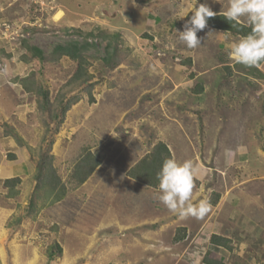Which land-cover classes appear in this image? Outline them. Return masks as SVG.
Listing matches in <instances>:
<instances>
[{
  "label": "rangeland",
  "instance_id": "obj_1",
  "mask_svg": "<svg viewBox=\"0 0 264 264\" xmlns=\"http://www.w3.org/2000/svg\"><path fill=\"white\" fill-rule=\"evenodd\" d=\"M202 3L218 14L229 0H0V93L5 102L0 101V137L14 130L23 138L27 146L8 135L24 150L28 167L15 198L6 196L0 180V264H203L205 250L222 258L221 250L209 251L205 239L195 244L173 241L188 218L166 227L161 232L166 240L156 250L144 247L147 229H155L169 210L156 199L159 189L126 173L158 141L169 146L178 162H201L241 177L251 169L244 197L260 212L256 218H263L264 63L246 75L247 67L228 57V46L242 37L209 26L197 33L201 44L188 49L178 33ZM76 30L119 32L124 40L126 57L112 70L101 59L107 41L95 39L99 51H91L89 67L94 102L85 84H69L75 61H41L25 46L49 55L59 42L83 39ZM32 75L49 91L56 110L63 96L80 97L54 134L52 148L68 191L56 203L43 195L35 215L9 226L28 206L47 132L40 97L24 88L23 79ZM198 84L203 86L200 93ZM84 147L103 161L76 186L70 176ZM226 149L235 153L230 167L222 158ZM189 153L194 154L191 159ZM54 242L63 254L49 262L47 248ZM187 251L192 254L185 256Z\"/></svg>",
  "mask_w": 264,
  "mask_h": 264
},
{
  "label": "trees",
  "instance_id": "obj_2",
  "mask_svg": "<svg viewBox=\"0 0 264 264\" xmlns=\"http://www.w3.org/2000/svg\"><path fill=\"white\" fill-rule=\"evenodd\" d=\"M207 26L240 37L250 32V27H245L244 22H242L241 25L232 27V25L219 13L215 17L209 18ZM76 31L79 35L83 36V39H72L59 42L52 48L49 55H46L45 52L37 46H30L26 42L25 46L32 53L33 57L39 58L41 61H58L63 57H68L75 61L76 69L69 84L76 82L79 85L85 84V88L89 92L90 100L94 102L95 98L92 89L95 86V82H91L93 74L89 72V67L91 65V51H99L95 39L107 41L104 48L105 54L101 59L104 64L112 70L118 67L126 57L124 40L119 32L109 34L104 30L98 33L95 31H89L87 33L80 30ZM238 65L239 64H237V66ZM226 69L230 70L231 74L232 69L229 66ZM255 71H259L258 67H247L246 75L249 73L254 74ZM27 78L23 79L24 88L26 91L34 92L40 97L39 107L43 111V114H45L47 132L44 135L45 145L37 161V170L34 175V187L30 195L28 206L22 215L15 217L9 222V226L19 225L24 218L35 215L40 209L43 195L50 203L60 202L67 195L68 186L55 167V155L52 153V148L55 142L54 134L61 130L67 112L80 99L78 95H73L68 99H65V96H63L58 102L60 108L56 110L54 108L55 103L50 99L49 91L41 84L34 82L36 78L34 75L28 76ZM197 86V91L200 93L203 90V86L202 84H198ZM54 122L55 126L52 127L51 123ZM6 134L7 136L11 134L21 146H27L23 138L16 131H7ZM12 157H15V154H12ZM167 158H173L169 146L164 141H158L154 146H150V150L128 169L127 175L129 178L141 184L157 189L159 184L157 173L160 171L164 160ZM102 161V156L98 152L93 151L91 147H84L82 154L77 159L71 172V181H73L76 186L84 184L101 165ZM21 182L22 179L19 176L3 180L2 185L7 190L6 196L10 198L17 197L20 194L19 185ZM215 195L219 194L216 193ZM212 203H216V201L212 199ZM186 234V227H178L174 240L181 241L186 237ZM210 241L212 244L218 247H224L229 251L233 249L232 240L222 234H212ZM62 254L63 248L58 242H54V244L47 248L49 262L55 260ZM203 261H205L206 264H225L213 258L210 254L206 255Z\"/></svg>",
  "mask_w": 264,
  "mask_h": 264
},
{
  "label": "crops",
  "instance_id": "obj_3",
  "mask_svg": "<svg viewBox=\"0 0 264 264\" xmlns=\"http://www.w3.org/2000/svg\"><path fill=\"white\" fill-rule=\"evenodd\" d=\"M2 95L3 94L0 93L1 102L3 100L1 98ZM4 103L5 102L3 100V104ZM1 149L4 150L1 152V154L4 153V158H0V180L3 181L7 178L15 176L22 178L23 175H26L28 167H26L27 164L23 159L25 152L21 147H19L16 140L13 137L2 134L0 137V150ZM193 149L195 150V148ZM9 152L15 154V157L8 158ZM193 155L194 154L189 153V159H191ZM245 155L248 156H246V158L251 159L250 153H246ZM224 157L225 156L222 157L223 160H225ZM200 163L196 162V165H193L196 168L194 172L196 173L194 179L197 177L196 180L200 181V183L199 185H195V181H193L194 186L191 202L195 205L198 204L200 200H206L210 211L212 209V212L214 213H210L209 215V212H207L208 214L206 213L202 219L194 218L193 220L192 217H187L188 219L180 218L176 214L168 211L166 213L167 216L162 218L161 222L156 220V218H152L154 223L159 221V225H157L155 229H153V227L152 229H147L148 237L144 239V247L149 251L156 250L160 243H163L166 240L163 238V233H161L166 227L169 225L176 226L178 222L180 223L185 219L189 221L191 219L189 224L186 223L183 225V227L187 228L186 237L181 241L173 240L177 245L182 242L188 243L189 241L195 244L196 241L205 239L207 247H209V251L212 252L216 249L221 250L222 258L217 260H220L225 264H264V223L262 225V219L264 222V214L262 215V219L256 218L257 213L260 212L255 210L253 206L254 203L249 204L245 201L247 199L244 197V192L251 186L247 184L249 183V178H251V169L247 175H243V177H241L233 174L230 175V173L228 174V171H225V169L206 167ZM132 165H130L128 169ZM207 168L210 171H208ZM212 171L213 173L216 172L217 175L212 176ZM228 179L229 184L222 185V183ZM207 181H210V183H207ZM246 187L247 189H245ZM216 193L219 195H215ZM212 199H214L216 203H212ZM262 203L264 204V197L262 198ZM225 208L230 211V213H225ZM194 223H196V225H194ZM212 234H222L230 238L233 245L232 251L212 244L210 241ZM187 254L192 253L187 251L185 256H187ZM191 256L195 257V254ZM231 258L232 262L230 261V263H227V261L231 260ZM203 264H206L205 261H203Z\"/></svg>",
  "mask_w": 264,
  "mask_h": 264
},
{
  "label": "clouds",
  "instance_id": "obj_4",
  "mask_svg": "<svg viewBox=\"0 0 264 264\" xmlns=\"http://www.w3.org/2000/svg\"><path fill=\"white\" fill-rule=\"evenodd\" d=\"M191 12V18L185 22L184 30L178 33V38L188 49H195L202 39L197 33L205 29L209 18L215 17L217 13L203 3L195 6ZM219 14L232 27L241 25L242 21L245 27H250V32L228 46L229 59L246 67H260L261 63H264V0H229L227 9ZM183 17L185 16L180 18ZM234 155L231 149L225 150L226 166H232ZM157 179L159 192L156 199L170 212L180 218L202 219L206 215L209 210L206 200H200L195 205L191 202L194 176L193 164L190 161L165 159L157 173ZM207 253L202 257L208 255Z\"/></svg>",
  "mask_w": 264,
  "mask_h": 264
},
{
  "label": "bare ground",
  "instance_id": "obj_5",
  "mask_svg": "<svg viewBox=\"0 0 264 264\" xmlns=\"http://www.w3.org/2000/svg\"><path fill=\"white\" fill-rule=\"evenodd\" d=\"M63 15H64L63 12H60V11H59V13H58V15H57V19H61V18L63 17Z\"/></svg>",
  "mask_w": 264,
  "mask_h": 264
},
{
  "label": "built area",
  "instance_id": "obj_6",
  "mask_svg": "<svg viewBox=\"0 0 264 264\" xmlns=\"http://www.w3.org/2000/svg\"><path fill=\"white\" fill-rule=\"evenodd\" d=\"M21 33H22V31H21ZM19 35H20V34H19ZM22 35H23V34H22ZM0 66H1V64H0ZM206 253H207V250H205L203 256H204ZM196 256H197V255H196Z\"/></svg>",
  "mask_w": 264,
  "mask_h": 264
}]
</instances>
